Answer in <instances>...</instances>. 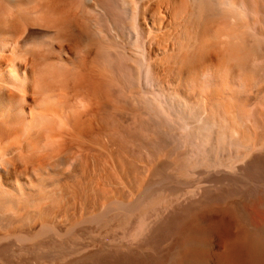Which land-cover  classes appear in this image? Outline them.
Wrapping results in <instances>:
<instances>
[{
  "label": "bare ground",
  "instance_id": "1",
  "mask_svg": "<svg viewBox=\"0 0 264 264\" xmlns=\"http://www.w3.org/2000/svg\"><path fill=\"white\" fill-rule=\"evenodd\" d=\"M125 1L127 0H82L81 5H78L82 6L83 11L93 14V17L88 18L86 14L83 15L84 12H81L83 17V23H81L84 24L83 37L77 32V35L79 33L87 41L88 50L93 49L100 55H110L109 63L114 68L116 83L107 87V96L114 98V102L122 101L120 103L125 102L133 108L131 114L129 111V116L120 115L122 113L118 114L114 111L111 113L110 107L113 105L106 103L104 97L106 99L108 97L104 96L106 95L104 93L102 101L105 100V102L103 105L99 104V107L102 106L101 111L99 110L102 113H98L96 109L93 110L98 115L102 114L101 121L104 126L103 131H100L102 135L107 136L105 142L110 148L115 147L113 151L110 150V153L121 163L119 167L122 170L125 169V176L123 174L124 178L123 176L120 179L115 176L113 178V175L107 173L102 163L103 154L94 149L96 153L93 151L91 154L89 149L85 157L80 155L81 153L75 157L70 156L72 153L69 154L68 156L74 157V160L67 164L70 165L77 159H85L91 171L87 177L90 175L89 178L94 179L93 182H85L86 178H82L81 170L77 172L73 180L61 181L62 183L59 180L56 185L54 183L56 179H42L38 177L39 173L37 175L35 171H31L27 176L28 178L36 176V183H31L29 186L25 184L26 182L22 184L23 180L11 181L13 179L11 175L16 173L25 175L36 166L43 167L48 162L49 158L46 159V155L49 152L44 154L45 149L39 146L37 133L24 146L25 150L27 147L33 149L34 154L30 155L28 152L24 155V152L22 155L20 152L21 156L17 158L15 153L9 152L11 147L8 145V148L0 153V264H264V0H138L140 3H137L135 12L129 9ZM74 6H76L74 0H0V142L4 141V138L8 141H13V138L15 141L16 137H18L17 140L23 139L17 135L22 130L20 125L26 117L24 103L28 101L26 93L29 94L31 71L34 75L38 73V79L42 81L45 79L42 74H39L40 69L34 68L37 66L36 57L43 56L42 53L39 55V52L26 51L25 55L7 56L10 41L12 43L15 41L11 40L14 31H18L14 34L15 36L20 32L25 33L26 30L28 31L25 24H33V26L35 24L46 29L43 36L47 31L53 33L61 30H57L60 24L64 26L71 24L75 26L72 27L75 29L77 25L73 23L76 10ZM89 6H92L93 12L87 10ZM139 17L144 20V24H155V26L156 24L174 25L178 18L182 25L195 23L212 25L203 29L204 37L200 42L196 40L200 43L197 48L199 50H195L198 46L193 47L197 54L193 49L189 50L196 55H191V52H186L190 56L185 55V52L182 54L178 48L180 54L175 52L178 56H174L175 53H168L174 56L172 60L175 58L178 62L180 55L186 56L180 60L179 67L176 65L180 63L174 61L173 63L177 62V64H171L169 60L171 58H168L170 56L166 55L170 64L177 67L175 68L177 71L174 70L176 73L181 66L183 70L185 67V74L202 67L212 68L204 71L205 73L196 81L203 90L198 96L192 94L190 98L188 95H183L177 89L178 87L170 86H167L169 89L167 95L161 96L166 98H160L158 94L157 97L154 94L149 98L124 96V89L127 90L136 83L134 70L136 64L129 63L130 61L122 55L123 53L117 52L118 50L112 54L106 53L108 50L103 48V37L101 39L99 34L104 29L107 32L106 24H113V26L116 24L119 25V30H122L130 39L136 38L138 31L134 32L120 25L127 24L130 18L136 22L135 19ZM21 24L25 26L22 27ZM237 24L243 26L240 25L238 29ZM78 27L81 28V26ZM139 31L141 35L144 33L143 28ZM166 31L165 36H170L169 29ZM181 31L180 34H182ZM32 34L34 35L33 32ZM64 36L66 35H62ZM156 36L154 34L153 37L150 36L147 43L150 47L156 44L155 47L157 46L158 49L161 48L163 36L160 43L155 40ZM29 38L26 35L21 40L20 45L23 48L29 44ZM64 38L62 39H68ZM62 39L60 37L59 40L63 41ZM53 45V43L50 44L51 48ZM232 45L239 46L240 50L246 49L251 52V59L247 57L252 60L250 71L246 70L247 66L242 65L243 70L240 72L237 69L239 72L233 74L240 78L250 72L247 74L251 78L250 89L247 92L243 91L244 93L234 89L235 87L220 86L221 81L231 75L225 72L218 76L223 67L219 65L221 60L226 58L229 61L231 58ZM236 52H232V56ZM16 54L19 53L16 52ZM124 54L126 55L125 52ZM246 56L249 55L242 56L243 60ZM234 57L235 55L232 58L235 59ZM242 57L240 56V61ZM163 58L164 56L146 69L145 81L148 84L157 83L159 74L154 79L150 73L153 70L156 71L157 67L166 65V60ZM240 61L238 66L242 64ZM246 63L247 60L244 64ZM7 64H11L13 69H5ZM232 64L234 65V62ZM166 67L170 66L166 65ZM172 68H168L169 71ZM53 69L55 68L51 70ZM212 70H218L219 73L216 71V74ZM48 72L50 73V69ZM179 72L181 75L184 74V71ZM179 75L177 77L181 78ZM52 77H54L53 83L58 84L55 82L56 77ZM121 79L124 80L122 86L126 87L122 88L123 91L118 89L119 81H123ZM78 80L75 81L79 82ZM43 82V84H36L37 86L34 84L35 88L31 86L30 91L33 96L39 95L38 98H40L41 88L44 89L46 85L45 81ZM243 84L245 85V82ZM22 85L23 88L20 90L19 87ZM93 85L96 86L95 83ZM100 85L102 86L103 83ZM252 92L262 93H258L251 105L244 107L249 115L245 109L240 110L243 111L241 118L248 115L245 118L249 123L247 124L243 123L245 121L238 116L241 113L239 109L232 112L233 109L230 110V108L234 105V100H240L244 104ZM97 93L94 92V94ZM17 97L22 100V105L17 101ZM180 97L188 99V103L187 101L183 103L188 110L187 114L181 111ZM156 100L161 103L160 105L170 104V112H173L174 119H172L173 116L169 118L172 120L167 119L170 121L169 125L165 120L161 121L162 119L159 120L158 117L157 119V114L154 116L152 112L154 104L151 105L150 102L157 103ZM201 100L207 101L206 104L203 102L205 109L201 106ZM92 102L89 103L92 107L98 104L96 102L92 105ZM108 102L112 101L108 100ZM18 104L21 106L19 107ZM245 112L247 115L243 116ZM92 113L91 116L96 117V113ZM45 117L48 121L47 115L41 114L34 117V124L36 123L37 126L35 131L38 129L42 133L44 123L39 124V122L45 120ZM215 118L225 123V128L229 132L222 135H218V132L220 139H216L218 137L213 139L211 136L212 139H209L208 135L204 138L205 135L203 136V132L199 129L210 127L213 123L212 119ZM97 119L99 120V117ZM52 120L56 119L52 118ZM34 124L32 123L31 126L34 127ZM233 124H239L244 129L243 132L241 128L238 132L234 131L236 125L232 127ZM22 126L25 130L24 123ZM48 126L51 127L49 124ZM164 126L168 127L167 131L164 130ZM251 131L257 132L253 134ZM94 135L93 137L96 138ZM109 146L101 145L103 148ZM49 147L45 148L50 151ZM164 152L167 154V159L164 158V161L162 159V162L157 164L156 156ZM111 155H109L110 158ZM66 159L69 158H65L64 155L58 156L54 163L63 165ZM17 160L19 165H16ZM141 176L143 181L137 186ZM146 203H150V206L145 207Z\"/></svg>",
  "mask_w": 264,
  "mask_h": 264
},
{
  "label": "rangeland",
  "instance_id": "2",
  "mask_svg": "<svg viewBox=\"0 0 264 264\" xmlns=\"http://www.w3.org/2000/svg\"><path fill=\"white\" fill-rule=\"evenodd\" d=\"M81 1L82 0H74V5H76L77 7L76 6H74L75 8L73 7L76 10L78 9V11L81 10L80 12L75 10L74 19H75L76 23H75V21H73L74 25L76 24L77 27L81 26V28L78 27V28L81 29V32H80V29H79V31H77V29H78L77 27L75 29L72 28V27H75V26H71V24H68L69 26L67 24H65V26L63 24H60L61 27H60V25H59V27H57V30L61 29V30H58L60 33H58V31L57 32L54 31L53 33H50V32L47 31V33L44 34V36H43V33L45 32L44 30H46V29H44V28H42V27H40L38 25H35V24H34V26H33V24H29L30 26L28 24H25L26 27L28 28V31L26 30L25 33H21L20 32L16 36L14 34H17L18 31H14V33H13L14 36L12 35L11 40L14 39L15 41L13 40L14 41L13 43H12V41H10L11 43L7 47L6 54L9 57H13L15 55H18V56L19 55H25L26 51L28 53H37V52H39L38 53L39 55L42 53L41 55H43V56H41V57H38L36 55L37 56L36 57L37 66H35L34 68L38 67V68H36V70L40 69V70H38L39 74L43 75L42 77L45 78L43 81H45L47 86L45 85L44 89H43V87L41 88L42 89V93L40 94V98H38L39 95L38 96H36V95L33 96V94L31 93L30 90H31L32 87H34V84H35V86H37V85H39V83L43 84L44 82L41 79H38V77H37L38 73L37 74L35 73L36 76L34 75V73L32 71H31V74L29 73L30 74V76H29L30 84H29V88H28V90H29L28 93L29 94L27 95V93H26V97H27L26 100H28V101H26L24 103V111H25V116L26 117L23 118L22 123L20 125L22 127V130H20L18 135H17V136H19L20 138H23V139L21 140L19 138L20 140H17L18 137H16L17 139L15 138V141H14V138H13V141H14L13 142L12 140H9V141L5 140L6 138H4V141L0 142V153L3 152L4 150H6L8 148V145H9L11 147L9 149V152H11L13 154L15 153L14 155L17 158H19V156H21L20 152H21L22 155H23L24 152L26 153V154L24 153V155H27L28 152H29L28 154H30V155L34 154L35 151L33 149H31V148L28 149V147L26 148V150H27V152H26L24 146L27 145V142H30L29 140L32 139V137H33V135H35V133H37L36 136H37V138L39 139V142H40L39 146L44 147L43 150L45 149L44 154H46V152H49L48 153L49 155L48 154L46 155V159H48V158L49 159H53V160H50V161L48 159V162H50V164H48L47 160H45L47 162V164L45 163L46 164L45 168H44V166H45V164H44L43 167H37V166L34 167L33 168L34 170H29L25 175H20L18 173H16L17 175L16 174H12L11 176L13 177V179L11 181L17 180V181L20 182V180H23V181H21V183L22 182H26L25 184L30 186L31 183H36V178H35L36 176L35 177L32 176L31 177L32 179H31L30 177L28 178L27 174H30L31 171H35L37 173V175L39 173L38 177H42V179H44V178H47V179H53L54 178V179H56L57 181L54 182L55 185H56V184L59 183V180H60V182L61 181L67 182V181L73 180L77 176V174H78L77 172L81 170V171H83L82 178H84V177L86 178L85 182L91 183V182H93L94 179L92 180V178H89L90 175L87 177V175L91 171H90L89 165H88V163L86 162L85 159H83V158L82 159H77L72 164H70V165L67 164L69 161L74 160L75 155H78L80 153H81L80 155L85 157V155H86L85 153L89 152L88 151L89 149H91L90 152H89L91 154L93 153L94 150H96L97 152L98 151L101 152L100 154H103L102 158L103 159L106 158V159L105 160L102 159V163L104 164V167L106 168L107 173L113 175V178L115 176L117 179L118 178L120 179L123 176V174L125 176V173H126L125 169L122 170L119 167V165L121 163H119L116 160V158H114L113 155H111V153H110V150L113 151V149H115V147L113 146V148L112 147L110 148L109 144L107 142H105L106 141L105 139H106L107 136L105 137V135H102V132L100 131V130L103 129L104 125L102 123L103 121H101V120H103V118H101L102 114L98 115V113L101 111L100 109L102 108V106L99 107V104L103 105V102H105V100H106L107 101L106 103L112 104L113 106L116 105L115 107L110 105V106L113 107V109H112V107L109 106L111 108L110 112L112 111L111 113L118 112V114L122 113L120 115H124L125 114L127 116H129V114H128L129 111H130V114H131V109H133V108H130L129 105L127 103H125V102L120 103L122 101L114 102L113 101L114 98H109L107 96V94H108V88L107 87L108 86L110 87L111 85H115V83H116V81H115V77L116 76L114 75L115 72L113 70L114 68L109 63V56L110 55L107 56L108 54H103L104 57H105L104 58L103 55L97 54L93 49L91 51L88 50V43H87V41L84 40V38H82L83 37V35H82V33H83L82 30L83 29L82 28L84 27V24H82L83 23V17H81L82 16L81 12H84L83 15L86 14V16L88 18L89 17L92 18L93 14L88 13L87 11H83L82 6L78 5V4L81 3ZM131 1H132V3H131ZM139 1H142V0H139ZM139 1L138 0H127L125 2H126V5L128 4L129 9L131 11L133 10V12H135L137 3L138 4L140 3ZM80 7H81V9H80ZM87 10L93 12L92 6H89ZM77 14L81 18L80 17L78 18V16H76ZM135 20H136V22H133L134 19L130 18V19H128V23L127 24H121L120 26L124 25L127 29L133 30L134 32L138 31L136 38L134 37L135 40L138 39L137 41H135L133 37H131L132 39H130L126 34H124V32H122V30H119L120 29L118 27L119 25L117 26L116 24H115V26H113V24H106L107 32H105L106 29H104V31L101 34H99L101 39L103 37V42L105 40V43L102 42V46H103L104 49L108 50L106 53H111L112 54V53H114L115 51L118 50L117 52H120L121 54L123 53L122 55H124V57L127 60L130 61L129 63L136 64V66L134 67L135 77H136V81H135L136 83H134L135 85H132L131 87L127 88V90H125L124 88H126V87L122 86V85H124L123 84L124 80L121 79L123 81H119L118 89L120 88L122 91L124 89L123 94H124V96L126 98H131V97H133V95L134 96H138V97L149 98L150 96L153 97L154 94L156 95V97H157V94H158V97L166 98V97H161V96H166L167 95L166 93H168V90H169V89H167V86L168 87L170 86L171 88H177L178 87L177 89H179L182 92L183 95H188V96H190V98H191L192 94L194 96H198L203 90H202V88L200 89L201 85H199V83H196V81H198L199 77L202 76L208 69H212V68L202 67L199 70L195 69L196 71H192V72H189V73L187 72V74H185V72H186L185 71V67H184V70H183V68H181L182 67L181 66L180 67L181 70L178 69L179 71H182V72L184 71L183 72L184 74L181 75L179 71L176 73L177 69H175V68H177L176 66L179 67L181 65L180 60H182L186 56L183 55L184 56L183 57L182 55H180L179 62L175 58L172 60V58L174 56H178V55H176V53L180 54L178 52L177 48L180 50V52L182 51L181 52L182 54H184V52H185V55L186 54L189 55V53L191 52V51H189L190 49L191 50L193 49V51H194L193 47L198 46V44H200L198 42H200L203 39V37H204L203 36V29L206 28V27H209L210 24H207V25L206 24H200V25H198V24L195 23V24H189V25L188 24H183L182 25V24H180L181 23L180 18H178L176 23H174V25L173 24H163V25L162 24H156L157 26H155V24H144V20L142 18L140 19V17L138 19H135ZM133 23H135L136 25L133 24ZM25 25L21 24L20 26L24 27ZM184 25H186L187 27L186 26L184 27L185 30H186V33L183 34V32H185L184 28H182ZM240 25L241 24H239V25L237 24L236 28L238 27V29H240V27H239ZM210 26H212V25H210ZM241 26H243V25H241ZM29 27H30V29H29ZM115 27H117V28H115ZM134 27H136V28H134ZM141 28H143V30H144V33L142 35L139 33L140 32L139 30ZM166 29L167 30L169 29L168 32L171 33L170 36L167 35L168 37L165 36V34L167 33ZM170 29H171V31H170ZM181 29L183 31H181ZM62 31H63V33H62ZM180 31H181L182 34H180ZM32 32L34 33V35L32 34ZM77 32H79L82 37L79 35V33L77 35ZM138 34H140L141 36L138 35ZM153 34L155 36L157 35L155 37L156 41H159V43H160V41L162 40L161 41L162 44L160 43V47L161 48L157 49L156 48L157 46L155 47L156 44H153L152 47H150L149 43H147L148 42L147 40L150 38V36L153 37ZM26 35H28V37H30L29 38V44L27 46H25V48H23L20 44H21V40ZM30 35H33V36H30ZM54 35H56V37H53ZM62 35H66V36H64L65 38L62 37ZM78 36H80V37H78ZM60 37H61V39L62 38L66 39V37L68 39H66V40L62 39L63 41H61V40H59ZM138 37L141 40H139ZM158 37H159V39H158ZM161 37H162V39H161ZM71 38L73 39L72 41L70 40ZM174 38L177 39V41ZM30 39H32V40H30ZM178 39L180 40L179 42H178ZM67 40H68V43H67ZM58 42H60L61 44L60 43L57 44ZM51 43L56 45V47L53 45V48H51V46H50ZM31 44L33 45L34 49L33 48L31 49V47H32ZM173 44H174V47H173ZM180 44L183 45V48H182V45L180 46ZM29 45H31V46H29ZM107 45H108V47H107ZM72 46H74V48ZM232 46H231V48H233V50L232 49L231 50L234 53L237 51V49H239L236 52V54H233V56L235 55V57H234L235 59L232 58L233 57L232 56V52H231V58L229 60V61H231L230 63H229V61H227L226 58L222 59L223 61L221 60L219 65H222L224 68L222 67L221 70L219 69L221 71L220 73L218 72V70H216L219 73L218 76H221L225 72H228L229 75L230 74L233 75L235 72H239L240 70H243V66L244 67L247 66L248 69H246V68L245 69L247 71L248 70L250 71V67L252 65L251 64L252 60H249L252 57L251 56V52H249L248 50L246 51V49H241L240 50V47L237 46V45H232ZM54 47L56 48V50H55ZM197 48H199V46L196 47L195 50H199ZM193 51L191 52V55H196L197 51H194L196 54ZM239 51H241V52H239ZM244 51H246V52L244 53ZM16 52L19 53V54H16ZM48 52H51V53L49 54ZM94 52H95V56H94ZM124 52L126 53V55L124 54ZM186 52H189V53H186ZM242 52L245 55H249V56H246V58L248 57L249 59L248 58L247 59L244 58V60H243L242 56L244 54H242ZM247 52H249V54ZM168 53L169 54H174L175 53V55L172 57ZM44 55H45V57H44ZM96 55H98L99 57L96 56ZM166 55L170 56L168 58H171V59H169L171 64H175V63L177 64V62L180 63V64H178V65L175 64L176 66L171 65L170 62L168 61V58H166ZM238 55H240L242 57L241 61H240V56H238ZM162 56H164L163 59L166 60V65L167 66L169 65L170 67H166V65L164 67H161L164 72L162 70L160 71L161 68H158V67H157L156 71L153 70L154 73L151 72L150 74H151V76L153 75L152 78H154V79L159 74V77H157L158 79H156L159 82L157 81V83H154V84L151 83L152 85L148 84L145 81V78L147 77V74L145 75V71H146V69H148L150 67L149 65H152L153 63H155ZM144 58H145V61H144ZM237 58L239 59L238 61L236 60ZM40 59H41V61H40ZM245 60H247V63H248V64L246 63V65L244 64ZM105 61H106V63L104 64ZM152 61H154V62H152ZM174 61H177V62L173 63ZM235 61L237 63H235ZM239 61L242 64H240L238 66ZM44 62L46 63V65H45ZM232 62H234V65L236 64L237 66H234L232 64ZM148 63H150V64H148ZM223 64H225V65H223ZM10 65L11 64H7L5 69H7V70L13 69V67H11ZM42 65H43V67H42ZM52 65H54V66H52ZM51 66H52V68L53 67L55 68V69H53L54 71L51 70L52 69ZM60 66H62V67H60ZM172 66L174 68H172ZM233 66H234V68H232ZM165 67H166V70H165ZM168 68H172V69H170V71L172 73L173 72L174 73L173 74L170 73ZM48 69H50V73L48 72ZM228 69H229V71H228ZM237 69L239 71H237ZM174 70H176V71H174ZM33 71L35 72V69ZM38 71H36V72H38ZM212 71H215V70H212ZM51 72H52V74H51ZM53 72H54V74H53ZM58 72H60V74ZM64 72H67V73L65 74ZM217 72H216V74H217ZM63 73H64V75H63ZM75 73H77V75H79V74H81V75L77 76ZM248 73H250V72H248ZM57 74H59L58 75L59 77L58 76L56 77ZM167 74H169V75H167ZM247 74L243 75V76H240V78H239V76H237L238 80H237V77L234 76L235 74L233 76L230 75V77H228L227 79L221 81L220 86H222V87L226 86L228 88L235 87L234 89H238L241 92H243V91L247 92L250 89L249 86L251 84V82H250L251 78ZM178 75L181 76V78H178L177 77ZM236 75H239V74H236ZM48 76H49V78H48ZM52 76H55L56 78H58V79L55 78V82H57L58 84L53 83L54 80L52 81V79L54 77H52ZM182 76H183V78H182ZM76 78L79 79L78 80L79 82H76L77 81ZM80 79H82L83 82ZM71 80H73V82ZM102 81H104V82H102ZM132 81H133V79H132ZM80 82H81V84H79ZM93 82L96 84V86L93 85L94 84ZM191 82H193V83L190 84ZM244 82H245V85L243 84ZM100 83L101 84L103 83V85L101 86ZM139 83H141V84H139ZM91 84L93 85V87H92ZM104 84H108V85H104ZM47 87H50V88L47 89ZM159 87L161 88V91H160ZM222 87H220V88H222ZM20 88L22 89L23 85L20 86L19 89ZM104 88L106 89V92H105ZM102 89H104V90H102ZM99 90L101 92H99ZM195 90H196V92H195ZM90 91H92V92H90ZM89 92L92 95V96L90 95V97L88 96ZM94 92H98V93L94 94ZM104 93H106V95H104ZM204 93H205V91L203 92V94ZM258 93L261 94L262 92H252L251 93L252 96L249 95L248 98L244 101V104H242L240 102V100H236V101L234 100V105L230 108V110L233 109L232 112H236L239 109V112H241L240 110L245 109L244 108L245 106L251 105V103L254 101L255 97L258 96ZM203 94H202V96H203ZM19 95H20V93H19ZM103 95L108 97L109 99L108 98L106 99L104 97L105 100L102 101L103 100ZM202 96H201V98H203ZM20 97H21V95H20ZM36 97H37V99H36ZM93 97H95V98L93 99ZM88 98L91 99V100H89ZM98 98H99V100H98ZM100 99H101V101H100ZM179 99H180V102L182 103L181 104V111L183 110L182 113L187 114L188 110H187L186 107L183 106V103L186 102V101L188 103V99L185 98V97H180ZM92 100H93V102H92ZM94 100L95 101L97 100L96 102L98 104L94 105L92 107V106L89 105V103L91 104V102H92V105H93V103L96 104V102ZM108 100L109 101L111 100L114 103H112V102L110 103V102H108ZM17 101L19 102V104L22 105V100L20 98H18ZM156 102H157V100H156ZM203 102H204V100H203ZM203 102L201 100V106H203L204 109H205L204 103L206 104L207 101H205L204 103ZM152 103L154 105H152ZM150 104L153 106L152 112L154 113V116L157 114L156 118L158 117L159 120L162 119L161 121L165 120L166 123L169 125L170 121H168L167 119H169L170 117L172 118V116L174 115L172 111L170 112V107H169L170 104L165 106L166 104L160 105L161 103H158V102L155 103L154 101H151ZM192 104H193V102H192ZM21 105H19V107ZM160 107H162V109H160ZM93 110H95V111L98 110L97 111L98 113L94 112ZM90 111H92L94 113H92ZM245 111L247 112L248 110L245 109ZM239 112L237 114H239ZM91 113L92 114L96 113V115H95L96 117H94V115L91 116ZM100 113H102V112H100ZM242 113H243V111L238 116L240 117V119H243L245 121L243 123L249 124L246 121V119H245L249 115V112H247L248 115H247V113L243 114V116H245V115H247V116L241 118ZM41 114L42 115H47V118H48V121H46L47 119L45 117V120L43 119V120H41L39 122V124L40 123H42V124L44 123L43 124L42 133H40L38 131V129H37V131H35L37 126L35 125L36 123L34 124V122H35V118L34 117L36 115H41ZM97 116L99 117V120L97 119L98 118ZM165 116H166V118H165ZM183 116L184 115L182 114V117ZM51 117L53 119L55 118L56 120L55 121L52 120ZM43 118H44V116H43ZM172 119H174V116H173ZM172 119H169V120H172ZM49 120H51V121H49ZM212 122L213 123L210 125V127H207V128L203 127L204 128L203 130L199 129L200 132L201 131L203 132L202 135L203 136L205 135L204 138H206V136L208 135L207 137H209V139L211 137L213 139H215L216 137H218L216 139H220L221 137H219L218 135H222V134H225V133L227 134L229 132L228 129L226 130V128H225L226 124L223 123L218 118H215L214 120L212 119ZM23 123L25 124V128H26L25 130L23 128L24 126H22ZM32 123L34 124V127L31 126ZM166 123H164V124H166ZM37 124H38V121H37ZM48 124L51 127H49ZM213 124H214V126H213ZM235 125L233 124L232 127H234ZM26 126H30V127H26ZM46 126H47L48 129L47 128L45 129ZM39 128H40V125H39ZM167 128L168 127L164 126V130L165 131H167ZM210 128H212V129H210ZM234 128H235L234 131L237 130V132H238V130H240V128H241V132H243L242 130H244L239 124H237ZM237 128H239V129H237ZM44 129H45V131H44ZM222 131H223V133H222ZM218 132H219V134H218ZM256 132H252L251 131V133H253V134H255ZM105 133H107V132H105ZM204 133H206V134H204ZM94 134H96L97 136H95ZM93 135L96 138H94ZM101 135H102V138L100 139ZM98 137H99V139H97ZM102 139H104V141H102ZM97 140H99V141H97ZM9 143H11V144H9ZM13 143H15V144L12 145ZM5 144H6V146H4ZM100 144L102 146L104 145V147L105 146H109V147H107L108 149L107 148H103V147H101ZM48 145H51L52 147H49ZM45 147H49L51 152L48 150V148H45ZM53 151L55 153H53ZM77 151H80V152H77ZM82 152H84V153L82 154ZM94 153H96V152L94 151ZM55 154H57V156ZM60 154H62V156ZM69 154H71L70 156H74V157L70 158L68 156ZM63 155H64L65 158H69V159H66V162H64L63 165L62 164L61 165H56L54 163V160H56L58 156L63 157ZM109 155H111V158L109 157ZM166 155L167 154L165 152L163 154H158L156 156V158H155L156 163L159 164V163L162 162V159H163V161L165 159H167ZM47 156H49V157H47ZM54 156H55V158H54ZM104 156H106V157H104ZM157 158H158V161H157ZM105 161L108 162V164ZM169 161H171V159ZM51 162H53V163H51ZM109 162H110L111 165L109 164ZM18 163L19 162L17 160L16 165H19ZM52 164H54V165H52ZM87 169H88V171H87ZM120 170L125 171V172H122ZM104 173H102V174H104ZM124 176H123V178H124ZM25 178H26V180H25ZM82 178H81V180H82ZM142 179H143V176H141L138 179V181H137L138 184H136L137 186L139 185V183H142V181H143ZM19 182H16V183H19ZM146 204L147 205H145V207H149L150 206V203H146Z\"/></svg>",
  "mask_w": 264,
  "mask_h": 264
}]
</instances>
